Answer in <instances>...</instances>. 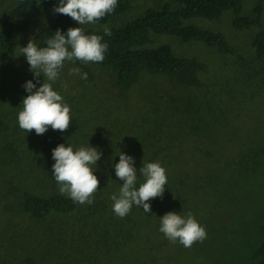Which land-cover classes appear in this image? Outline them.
I'll list each match as a JSON object with an SVG mask.
<instances>
[{"label": "trees", "instance_id": "obj_1", "mask_svg": "<svg viewBox=\"0 0 264 264\" xmlns=\"http://www.w3.org/2000/svg\"><path fill=\"white\" fill-rule=\"evenodd\" d=\"M60 2L0 0V264H264V192H253L264 190V132L236 146L222 136L248 131L246 114L264 97V0H118L87 25L54 13ZM79 26L103 37L105 59L66 61L53 83L71 109L67 131L27 133L18 114L23 85L36 80L21 49ZM59 144L102 152L93 204L60 194ZM120 152L135 160L137 188L143 165L166 169L150 213L113 211ZM170 211L203 220L207 238L170 242L159 231Z\"/></svg>", "mask_w": 264, "mask_h": 264}, {"label": "clouds", "instance_id": "obj_2", "mask_svg": "<svg viewBox=\"0 0 264 264\" xmlns=\"http://www.w3.org/2000/svg\"><path fill=\"white\" fill-rule=\"evenodd\" d=\"M118 0H61L54 6L53 12L69 16L79 25L95 24L106 15L114 12ZM104 35L111 36V30L105 25ZM22 55L30 65L36 83L27 81L23 87L29 94L23 99V109L18 114L19 127L27 133L33 130L43 135L49 127L65 132L72 123L70 106L64 102L61 94L53 89V83L60 79L65 62L79 61L81 64L99 63L105 59L108 44L103 37L85 34L82 27H70L66 33L56 30L55 35L46 41L45 47H38L32 39L22 47ZM70 75H79L87 80L88 74L79 67L70 70ZM43 76V83L39 77ZM45 78L48 82H45ZM40 84L37 87V84ZM65 90L67 85H64ZM102 152L88 146L74 150L72 146L59 144L52 150V174L59 186V192L74 203L91 205L100 189V180L95 172ZM132 156L123 152L119 162L114 165L115 176L122 181L119 194L111 199L114 213L124 218L133 207H142L145 213L152 211L150 201L163 198L168 182L166 169L159 162H150L139 169L145 178L137 188V169ZM161 218L159 231L172 243L177 241L185 248H191L197 242L207 238L206 230L191 213L186 217L170 211Z\"/></svg>", "mask_w": 264, "mask_h": 264}, {"label": "rangeland", "instance_id": "obj_3", "mask_svg": "<svg viewBox=\"0 0 264 264\" xmlns=\"http://www.w3.org/2000/svg\"><path fill=\"white\" fill-rule=\"evenodd\" d=\"M3 17V14L0 16ZM199 54H201L199 52ZM238 96H236L237 99ZM263 99V100H262ZM262 100L261 102L257 103L256 111L252 109V111L249 113L247 112V117H245V121H250L251 123L249 125H252L251 128L248 127V131L242 132V133H237L235 130L232 131L233 127H229L227 130L222 131V136L225 137V139L230 140L228 141L231 145H237V144H243V141L246 142L249 134L252 135V138L256 137L259 132H264V97H261L258 99ZM249 103L247 100L245 101V105H248ZM256 106V104H255ZM249 113V114H248ZM247 123V122H246ZM226 141V140H225ZM227 148V146H226ZM262 175H264V172H262ZM253 192L256 195H259V193H263L264 190L260 188H256L253 190ZM261 199H264V194L259 196ZM258 198V197H257ZM260 201V200H259ZM198 210L194 211L197 213ZM195 218V217H194ZM198 223L205 228L206 231H208L207 225L204 223L203 220H199L198 218H195ZM171 248L175 249L176 246H170ZM182 250H179V252ZM142 259H146L145 257H142Z\"/></svg>", "mask_w": 264, "mask_h": 264}]
</instances>
